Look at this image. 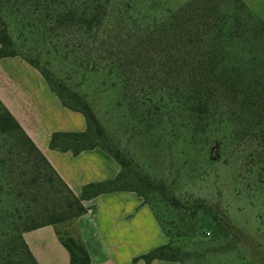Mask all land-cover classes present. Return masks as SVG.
<instances>
[{"label":"trees","instance_id":"16d2710c","mask_svg":"<svg viewBox=\"0 0 264 264\" xmlns=\"http://www.w3.org/2000/svg\"><path fill=\"white\" fill-rule=\"evenodd\" d=\"M45 4L44 34L51 36L67 27L79 34L77 49L89 51L92 67L102 66L110 74L119 72L127 84L131 81L128 73H132L130 77L137 83L130 84L129 91L139 95L140 84L149 88L145 90L141 85L143 100L152 102L148 112L186 115L191 126L202 131L212 127L217 114L221 121L233 117L237 135L248 136L254 142L249 163H262L264 21L248 8L246 0H188L162 19L139 15L133 0H46ZM4 5L5 0H0V59L23 58L41 73L66 108L81 112L87 120L85 132L53 133L50 148L78 155L100 147L91 137H103L105 129L91 105L62 82L56 88L49 69L42 70L37 58L21 54L5 18ZM104 150L121 165V173L114 180L86 186L77 196L0 99V174H10L5 181L0 178V203L5 196L27 205L25 217L20 208L15 212L0 209V222L14 226L15 239L31 264L39 263L25 233L47 226L72 225L87 213L85 201L119 190L115 186L130 161L120 151ZM49 182L59 184L60 195L45 192ZM34 186L42 188L45 200L39 201L41 194L32 192ZM160 188L168 202L181 207L177 198ZM199 210L210 213L211 208L197 200L195 211ZM224 225L227 232L235 234L228 222ZM64 233L57 232L69 252L70 264H91L81 237L67 230ZM184 256L190 253L181 254L167 243L135 261L144 259L150 263L159 259L184 264Z\"/></svg>","mask_w":264,"mask_h":264},{"label":"rangeland","instance_id":"374dc122","mask_svg":"<svg viewBox=\"0 0 264 264\" xmlns=\"http://www.w3.org/2000/svg\"><path fill=\"white\" fill-rule=\"evenodd\" d=\"M45 1L5 0L10 32L21 54L37 58L42 70L52 72L56 88L62 82L91 105L105 129L103 137L93 135L91 140L108 151L122 152L130 161L115 188L133 190L145 198L165 244L181 254L190 253L181 258L184 264H264V159L260 164L249 163L255 150L251 138L237 135L233 117L221 121L217 114L212 127L202 131L193 128L186 115L148 112L152 102L143 100V91L149 88L140 84L139 95L129 91L128 86L137 83L132 73L127 72L131 79L127 84L119 72L92 67L89 51L77 49L79 34L67 27L51 36L44 34ZM133 1L139 15L162 19L188 0ZM246 3L264 21V0ZM0 176L4 181L10 178V174ZM52 184H47L45 192L60 195L59 184ZM160 187L177 198L181 207L168 202ZM41 189H32L41 194L39 201L45 200ZM19 200L4 196L0 209L15 212L20 208L25 217L27 205ZM197 200L207 204L210 213L195 211ZM225 221L234 228V235L225 230ZM53 227L56 234L67 230L76 235L73 224ZM12 229V224L0 222V264H31Z\"/></svg>","mask_w":264,"mask_h":264},{"label":"crops","instance_id":"0c3cea01","mask_svg":"<svg viewBox=\"0 0 264 264\" xmlns=\"http://www.w3.org/2000/svg\"><path fill=\"white\" fill-rule=\"evenodd\" d=\"M0 99L77 196L86 186L114 180L121 173V165L101 147L78 155L50 148L53 133L85 132L87 120L81 112L66 108L23 58L0 59ZM84 203L88 211L73 225L91 264H181L135 261L166 243L153 210L136 191L113 190ZM25 240L39 264H70L69 252L53 226L28 232Z\"/></svg>","mask_w":264,"mask_h":264}]
</instances>
